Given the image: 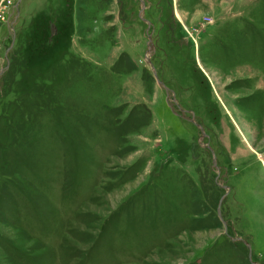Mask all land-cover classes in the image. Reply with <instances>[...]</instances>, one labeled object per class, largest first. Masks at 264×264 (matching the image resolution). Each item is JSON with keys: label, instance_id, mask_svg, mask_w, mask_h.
<instances>
[{"label": "rangeland", "instance_id": "1", "mask_svg": "<svg viewBox=\"0 0 264 264\" xmlns=\"http://www.w3.org/2000/svg\"><path fill=\"white\" fill-rule=\"evenodd\" d=\"M142 1L0 0V264H264V0Z\"/></svg>", "mask_w": 264, "mask_h": 264}, {"label": "water", "instance_id": "2", "mask_svg": "<svg viewBox=\"0 0 264 264\" xmlns=\"http://www.w3.org/2000/svg\"><path fill=\"white\" fill-rule=\"evenodd\" d=\"M141 2H143L142 0H140ZM249 247V246H248Z\"/></svg>", "mask_w": 264, "mask_h": 264}]
</instances>
